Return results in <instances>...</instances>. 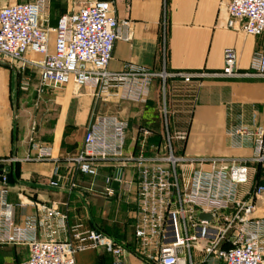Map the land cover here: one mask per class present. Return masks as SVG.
Returning a JSON list of instances; mask_svg holds the SVG:
<instances>
[{
  "label": "built area",
  "instance_id": "1",
  "mask_svg": "<svg viewBox=\"0 0 264 264\" xmlns=\"http://www.w3.org/2000/svg\"><path fill=\"white\" fill-rule=\"evenodd\" d=\"M225 2L228 27L250 35H264V0ZM113 3L94 0L82 4L65 14L58 28L49 24L51 0L0 5V94L3 65L15 69L26 62L38 70L39 94L72 83L78 89H94L104 102L146 104L154 82H159V142H151L156 135L152 128L141 126L137 153L126 155L129 121L117 114L98 113L86 129L82 151L74 158L79 171L92 177L99 175L98 162L136 163V177L133 181L125 180L123 172L120 185L130 195L137 182L134 246L131 250L115 246L102 231H81L80 225L71 230L73 241L65 240L68 212L57 204L37 202L23 194L19 195L18 205L34 207L36 211L26 215L22 223L17 222L5 169L15 159L8 157H0V245L28 247V256L16 264H77L78 252L99 246H106L119 259L131 253L154 264H205L209 258L216 259L217 264H264V217L255 216L253 200L240 197V186L249 181V163L264 162V123L255 128L236 124L229 131L233 138L254 141V155L250 159L187 156L174 145L176 138L184 141L187 134L173 130L170 85L174 79L188 84L204 76L264 77V44L254 57L252 70L246 73L238 70L232 48L226 50L223 70L215 73L171 72L165 66L154 71L134 62L112 71L109 64L116 40L131 37V22L115 16ZM121 28L126 33H121ZM52 33L57 35L53 51ZM162 50L165 57V43ZM28 53L40 54L42 59L27 60ZM30 83L31 78L24 77L22 89L28 90ZM36 130L37 123L33 122L30 142L36 157H51L52 148L37 142ZM115 179V174L106 178L104 192L108 196L120 192L112 186ZM50 184L55 187L59 181L52 180ZM70 186L75 188L77 183ZM263 194L264 185L254 189V197ZM201 213L211 215V219H201Z\"/></svg>",
  "mask_w": 264,
  "mask_h": 264
},
{
  "label": "crops",
  "instance_id": "2",
  "mask_svg": "<svg viewBox=\"0 0 264 264\" xmlns=\"http://www.w3.org/2000/svg\"><path fill=\"white\" fill-rule=\"evenodd\" d=\"M90 1L94 0H66V6L70 9L75 5V11ZM55 2L51 0L49 21ZM113 2L115 16L131 22V37L129 40H116L109 64L112 71H119L125 63L134 62L154 71H161L165 66L171 72L215 73L223 70L226 50L232 48L236 53L238 70L246 73L252 70L254 57L264 44V35H250L227 26L229 16L225 0ZM5 4L0 2V5ZM49 24L52 26L51 22ZM120 31L126 33L127 30L121 28ZM56 40V33L51 34L52 51L56 48ZM164 43L165 57L162 50ZM26 59L39 61L42 55L28 53ZM20 66L25 67L21 74L19 68L3 65L0 94V157L15 159L10 166L17 168V182L11 184L10 200L16 204V221L22 223L26 215L36 211L34 207L18 205L19 195L23 194L37 202L57 204L68 212L69 231L63 235L65 240L73 241L71 230L76 225H80L81 231H103L105 221L101 208L105 200L130 197L123 188L119 194L106 195V178L115 174L120 166L124 169L126 180L127 166L103 164L100 165L99 175L92 177L79 171L74 158L82 151L86 129L98 113L117 114L129 121L126 155L136 154L141 125L154 118L160 122L159 82H154L146 104L118 100L104 102L95 95L94 89H78L72 83L51 87L39 94L38 70L28 62ZM28 76L31 83L29 89L24 90L23 79ZM170 85L173 93V130L187 134L184 141L176 138L180 153L190 157H253L254 141L233 138L229 131L236 124L255 128L264 123V77L204 76L188 84L174 79ZM33 122L37 123V142L52 148L51 157H36L30 142ZM160 127L161 138V122ZM29 155L32 157L30 160L27 159ZM249 172V181L240 186V197L253 200L256 203L255 216L264 217V194L253 196L254 189L264 185V162H250ZM136 174L135 164V177ZM52 180H58L59 185L52 186ZM72 182H76L77 187L72 188ZM16 185L20 188L14 192ZM136 213L138 215V207ZM136 219L134 239L129 250L135 242ZM103 252L101 246L78 252L77 264H154L131 253L119 259ZM27 256L28 252L14 264Z\"/></svg>",
  "mask_w": 264,
  "mask_h": 264
},
{
  "label": "rangeland",
  "instance_id": "3",
  "mask_svg": "<svg viewBox=\"0 0 264 264\" xmlns=\"http://www.w3.org/2000/svg\"><path fill=\"white\" fill-rule=\"evenodd\" d=\"M14 1H32V0H0L2 3L14 2ZM75 5H72L70 9L66 6V0H56L53 9L50 15V22L53 27L58 28L60 24L61 18L70 12H73ZM70 10V11H69ZM53 34V33H52ZM51 41H50V49H51ZM52 50V49H51ZM21 74L22 68L18 69ZM4 92H5V88ZM160 104V103H159ZM160 108V106H159ZM159 110V109H158ZM157 110V111H158ZM174 145L178 147V141L174 140ZM120 164L127 166V180L133 181L135 177V162L134 161H107V162H98L100 165H111V164ZM20 188L16 185L13 188L14 192L18 191ZM137 188V182L133 184V193L126 197H121L120 199L112 198L111 200H105V205L103 204L101 208V214L104 215L103 220L105 221V225L102 227L105 230V235L108 236L115 246H131L134 239V222L137 218L136 208H137V199L135 196V190ZM119 194V192H117ZM103 251L107 255L114 256L113 252L107 250L106 246H101ZM196 249H194V252ZM28 248L27 246L21 245H0V264H14L18 259L23 258L27 255ZM104 253V252H103ZM104 253V254H105ZM208 264H217V260L214 258L208 259Z\"/></svg>",
  "mask_w": 264,
  "mask_h": 264
},
{
  "label": "water",
  "instance_id": "4",
  "mask_svg": "<svg viewBox=\"0 0 264 264\" xmlns=\"http://www.w3.org/2000/svg\"><path fill=\"white\" fill-rule=\"evenodd\" d=\"M0 168H3V166H1ZM6 171H7V177H8V182L10 184H14V179H13V175H12V168L11 166H6L5 167ZM3 171L0 170V173H2ZM123 172H124V169L122 167L118 168L115 172V180L113 181V188L117 191L120 190V185H121V179H122V176H123ZM200 218L201 219H211V215L207 214V213H201L200 214Z\"/></svg>",
  "mask_w": 264,
  "mask_h": 264
},
{
  "label": "trees",
  "instance_id": "5",
  "mask_svg": "<svg viewBox=\"0 0 264 264\" xmlns=\"http://www.w3.org/2000/svg\"><path fill=\"white\" fill-rule=\"evenodd\" d=\"M162 38H163V35H162ZM141 126L150 127L155 131L156 135L153 137V142H159L161 140V138H160V128L161 127H160V122H159L158 118H154L153 121H149L147 123L145 122ZM11 168H12L13 179L15 182H17V177H15L16 176L15 173L17 172V168H15L13 165L11 166ZM98 230L101 231V229H98ZM103 231L105 232L104 229H103Z\"/></svg>",
  "mask_w": 264,
  "mask_h": 264
}]
</instances>
